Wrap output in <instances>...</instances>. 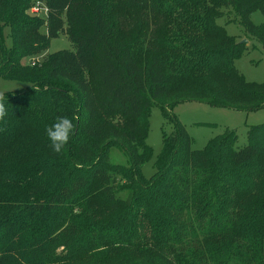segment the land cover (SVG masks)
<instances>
[{
  "label": "trees",
  "instance_id": "16d2710c",
  "mask_svg": "<svg viewBox=\"0 0 264 264\" xmlns=\"http://www.w3.org/2000/svg\"><path fill=\"white\" fill-rule=\"evenodd\" d=\"M36 1L44 17L29 13ZM172 1L0 0V77L31 83L0 95V264H264V123L248 126L243 147L225 130L193 149L173 114L192 101L264 107V81L234 64L245 42L217 22L230 9L264 48V19H250L264 18V0ZM63 31L72 50L20 64ZM153 106L173 129L145 179ZM58 116L80 141L66 144L57 163L67 171L54 177L45 128ZM111 148L128 164L110 161Z\"/></svg>",
  "mask_w": 264,
  "mask_h": 264
},
{
  "label": "rangeland",
  "instance_id": "374dc122",
  "mask_svg": "<svg viewBox=\"0 0 264 264\" xmlns=\"http://www.w3.org/2000/svg\"><path fill=\"white\" fill-rule=\"evenodd\" d=\"M171 4H173L172 0ZM250 19L254 24H260L263 22L264 18L259 10H254L250 15ZM217 22L223 26L227 34L232 35L236 40L241 41L246 39L245 48L234 61L236 68L243 75L244 79L256 83L263 82L264 48L260 42L255 38L248 39L247 34L238 22V17L228 8L222 9L221 16L217 18ZM3 40L6 47L11 45V36L9 28L7 27L3 29ZM63 49H73V45L65 31L60 32L55 37H50L44 52L41 54L37 56L24 55L20 60V64L33 63L34 61L40 60L42 56L47 53ZM2 57L3 56L0 55V61L2 60ZM40 74H43V71H41ZM30 86L31 83L28 81L15 79L7 80L0 77V95L19 92V90L26 89ZM173 114L179 119L188 135L192 138L193 149H201L211 138L222 134L225 130L236 132V139L233 143L234 148L243 147L247 142L246 131L248 126L264 123V107L250 111H243L192 101L175 105L173 108ZM5 126V121H0V129ZM172 129V123L157 106H153L149 109L145 144L150 148L151 155L140 165V174L143 178L149 179L154 174L155 163L162 149L163 137L168 135ZM74 135L72 134L69 140L72 144L80 141ZM26 141L25 145L33 149L34 153L39 152L40 154H43V156L44 154H47L43 148L36 151L38 145L34 143L33 139L28 138ZM64 148L68 149V147ZM109 157L110 161L123 165L128 164L127 156L118 149L111 148ZM62 158L63 155L61 153L57 154L55 152L52 156H49L51 167L48 175L55 177V174L60 173L63 170L64 172L67 171V169H63L57 163L58 160ZM40 160L42 159L39 158L37 161ZM73 164L74 168H76L75 170L78 172V170L81 169L80 161L74 160ZM119 195L124 198L126 192L123 191Z\"/></svg>",
  "mask_w": 264,
  "mask_h": 264
},
{
  "label": "clouds",
  "instance_id": "9594fccd",
  "mask_svg": "<svg viewBox=\"0 0 264 264\" xmlns=\"http://www.w3.org/2000/svg\"><path fill=\"white\" fill-rule=\"evenodd\" d=\"M8 115L6 101L0 97V121ZM73 123L67 116H58L45 128L46 137L53 152L59 154L64 149L72 136Z\"/></svg>",
  "mask_w": 264,
  "mask_h": 264
},
{
  "label": "built area",
  "instance_id": "2783aa9c",
  "mask_svg": "<svg viewBox=\"0 0 264 264\" xmlns=\"http://www.w3.org/2000/svg\"><path fill=\"white\" fill-rule=\"evenodd\" d=\"M47 12L46 6L40 1H36L29 8V13L36 16H45Z\"/></svg>",
  "mask_w": 264,
  "mask_h": 264
},
{
  "label": "water",
  "instance_id": "95a60500",
  "mask_svg": "<svg viewBox=\"0 0 264 264\" xmlns=\"http://www.w3.org/2000/svg\"><path fill=\"white\" fill-rule=\"evenodd\" d=\"M240 42H246V39L241 40Z\"/></svg>",
  "mask_w": 264,
  "mask_h": 264
}]
</instances>
